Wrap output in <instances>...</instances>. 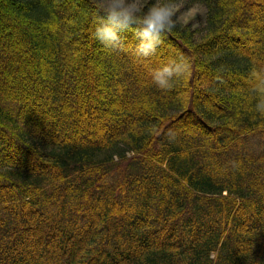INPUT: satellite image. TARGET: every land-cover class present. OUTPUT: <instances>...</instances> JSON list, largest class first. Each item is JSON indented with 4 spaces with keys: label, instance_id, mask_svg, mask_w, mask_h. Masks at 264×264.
Instances as JSON below:
<instances>
[{
    "label": "trees",
    "instance_id": "1",
    "mask_svg": "<svg viewBox=\"0 0 264 264\" xmlns=\"http://www.w3.org/2000/svg\"><path fill=\"white\" fill-rule=\"evenodd\" d=\"M185 1L202 29L173 27L147 58L125 30L103 60L97 0H0V264H264V113L253 86L217 85L264 68V35L255 60L239 49L264 0ZM173 57L188 70L161 89ZM105 98L133 111L88 105ZM83 119L91 142L73 140Z\"/></svg>",
    "mask_w": 264,
    "mask_h": 264
},
{
    "label": "clouds",
    "instance_id": "2",
    "mask_svg": "<svg viewBox=\"0 0 264 264\" xmlns=\"http://www.w3.org/2000/svg\"><path fill=\"white\" fill-rule=\"evenodd\" d=\"M95 39L105 48L124 50L129 47L121 33L132 31L138 43V56L149 57L162 43V34L174 25V10L170 0H158L146 12L140 14L137 0H97L91 13ZM135 25V27H133ZM188 70L183 60H168L152 70L151 78L161 89H168L174 78ZM253 89L258 94L257 112L264 113V68L252 72Z\"/></svg>",
    "mask_w": 264,
    "mask_h": 264
},
{
    "label": "rangeland",
    "instance_id": "3",
    "mask_svg": "<svg viewBox=\"0 0 264 264\" xmlns=\"http://www.w3.org/2000/svg\"><path fill=\"white\" fill-rule=\"evenodd\" d=\"M157 2H158V0H137L138 6L140 8V14L142 15L153 4H155ZM173 10H174V25H175L174 27H176L177 30L183 31V30H186L187 28H189L188 29V34L190 33V35H192V32H195L196 30H200V29H202L206 25V21H207V9L204 6H202V5H193V4L188 3V1H185V2H182L181 4H179L177 6L173 7ZM256 10H258V9L256 8L254 10V12ZM256 13L259 14V10ZM62 14L64 16L65 21L68 23L69 22V18H68L69 17L68 16L69 15V12H68V10L63 11ZM249 19H250V16L248 15L247 16V20H249ZM252 29L255 30L256 34H253L252 37H249V38H251V40H247V41H244L243 40L240 43V45H242V47L241 48H239L238 46H236V47L239 48V49H242L243 47H245L243 49L244 54L246 56H248L249 58L255 60V55H254L255 52L253 50L255 48L254 47L255 43L252 41V39H254V41L260 39L262 37V35H264V32H263V34H261V33L258 32L260 30L255 29L254 27ZM188 38H189V40H191V42H194V41H192V39L190 37H188ZM198 42L199 41H197V45L199 46L200 44H198ZM169 47L171 48V50L174 48V46L172 44H169ZM236 47H233V48H236ZM102 51H103V56L101 57V59H103V60H104V58H108L109 59L110 58L109 57L110 51L107 48H105V49L103 48ZM175 59L176 58L173 57V60H175ZM181 59H182V57H181ZM181 59L179 58L177 60H181ZM89 61L92 62L93 59L92 60H89ZM184 61L186 62V60H184ZM84 79L88 83L90 81H92V78L87 73L84 76ZM203 80L204 79L201 78L199 81L200 82H205ZM217 85L218 86L227 85L229 87H238V86L239 87H242L243 86V87H246V88H248V87L250 88V87L253 86V81H252V79H243V78L238 79V78H235V77H231L225 83H222L221 80H219ZM107 86L108 85L100 84V85H97L96 89L95 88H92V89H94V90H106L107 91V88H108ZM103 100H104V102L103 101H100V100H95V101L89 100L88 101V105L89 106H91V105L92 106H95V105L98 106L99 105V106H101V108H105V107H107L108 104H110L112 102L110 100H106V98L103 99ZM36 102H38V100H36ZM39 102H40V100H39ZM112 103L114 105H116L117 103H119L118 106L117 105L114 106L115 107L114 108V113L115 114L116 113H120L122 111V109L120 107H125V109L127 108L128 110H130V108L132 107V105H129L130 102H128V100L126 101V99L125 100L123 99V102H121L120 101V98H119L118 100H113ZM79 106H81V102L79 103V105L76 106V109H78ZM131 110H132V108H131ZM113 118H117L116 120H118L120 117L117 116V117H113ZM48 121L49 122L50 121L51 122H54V119L52 118V116H51V118ZM85 121L86 120L83 119V121H82L83 124L82 123L80 124V130L78 129V133L77 134H74V137H73L74 139L73 140L82 141V142H91V140H87V135H86V132H85L86 130H84L85 129L84 128L85 127L84 125H86V123H84ZM96 121H98V123H99L100 126L101 125H104V128L107 130L105 134H107V133H110V134L115 133V130L111 129V127H109V124L106 123L105 120H101V119L98 120L97 119ZM30 124L32 126L34 125L32 122H30ZM36 126H37V124H36ZM38 126H40V127H38L40 129V131L47 129V127H46L45 124L44 125L43 124L42 125L40 124ZM34 127H35V125H34ZM44 127L46 129H44ZM49 131L50 132H49L48 136H53V135L55 136V133H57V134L59 133V130L58 129L55 130V129L51 128V129H49ZM177 131L178 130H172V132H175V133ZM184 131L185 132L186 131L188 132V131H190V128L183 127L182 133ZM168 133H170V132H168ZM50 134H53V135H50ZM105 134H103V137H104ZM186 135H188V134L186 133ZM99 138H102V137L99 136ZM32 169L35 170V171H39L37 167H34V168L32 167ZM242 220H243V225L249 226V228H250L251 225L249 224L250 223L249 220L248 221L247 220H244V218Z\"/></svg>",
    "mask_w": 264,
    "mask_h": 264
}]
</instances>
